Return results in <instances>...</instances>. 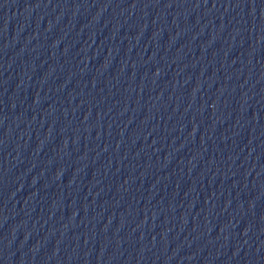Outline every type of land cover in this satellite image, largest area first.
<instances>
[{
	"label": "water",
	"instance_id": "1",
	"mask_svg": "<svg viewBox=\"0 0 264 264\" xmlns=\"http://www.w3.org/2000/svg\"><path fill=\"white\" fill-rule=\"evenodd\" d=\"M0 264H264V0H0Z\"/></svg>",
	"mask_w": 264,
	"mask_h": 264
}]
</instances>
